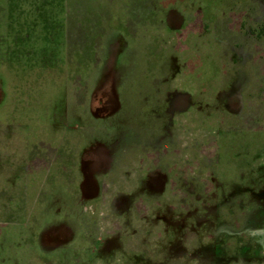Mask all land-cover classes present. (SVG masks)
Listing matches in <instances>:
<instances>
[{"label":"rangeland","instance_id":"rangeland-1","mask_svg":"<svg viewBox=\"0 0 264 264\" xmlns=\"http://www.w3.org/2000/svg\"><path fill=\"white\" fill-rule=\"evenodd\" d=\"M0 264H264V0H0Z\"/></svg>","mask_w":264,"mask_h":264}]
</instances>
